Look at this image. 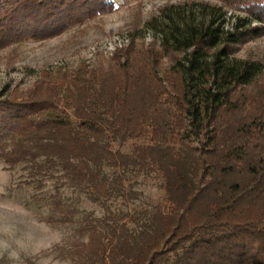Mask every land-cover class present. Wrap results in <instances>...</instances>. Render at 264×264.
Segmentation results:
<instances>
[{"label": "trees", "instance_id": "16d2710c", "mask_svg": "<svg viewBox=\"0 0 264 264\" xmlns=\"http://www.w3.org/2000/svg\"><path fill=\"white\" fill-rule=\"evenodd\" d=\"M215 1L224 5L203 3L199 13L195 3L167 7L153 24L161 52L125 48L109 72L0 100V161L10 168L29 162L41 173L45 158L104 194L92 165L103 157L123 169L152 166L164 179L165 203L138 236L106 219L87 224L89 240L74 252L82 264H264V64L234 57L264 35V0ZM116 8L115 0H0V49L58 37ZM228 8L243 14L233 32L224 30ZM167 56L174 64L160 74ZM142 139L127 155L110 148ZM51 207L50 223L70 221L61 199Z\"/></svg>", "mask_w": 264, "mask_h": 264}, {"label": "rangeland", "instance_id": "374dc122", "mask_svg": "<svg viewBox=\"0 0 264 264\" xmlns=\"http://www.w3.org/2000/svg\"><path fill=\"white\" fill-rule=\"evenodd\" d=\"M115 2L116 10L75 25L58 37L24 39L0 49V100L41 93L49 84L68 78L84 79L95 69L109 72L116 67V53L123 55L125 48L137 54L152 48L161 52V34L153 24L165 20L163 11L169 6L195 3L193 8L199 13L203 3L224 5L215 0ZM227 11L224 30L233 32L237 18L243 14L237 8ZM234 57L264 64V35L239 44ZM174 61L170 56L163 58L160 74ZM64 105L61 101L60 109H65ZM69 114L74 120V110L69 109ZM56 115L58 112L47 113L42 119ZM95 141L93 138L90 143ZM100 143L108 144L106 139ZM137 144L148 141L113 142L110 148L127 155ZM45 161L40 160L45 167L41 173L29 162L10 168L0 161V264H82L74 252L76 246L89 240L85 231L88 223L106 219L112 227H126L138 236L151 224L157 206L163 205L167 197L164 179L152 166L123 169L106 157L92 163L107 182L108 193L104 194L88 184H75L62 166L57 163L49 167ZM54 198L61 199L70 221L49 222L55 216L51 207ZM57 217L61 218L60 214Z\"/></svg>", "mask_w": 264, "mask_h": 264}]
</instances>
